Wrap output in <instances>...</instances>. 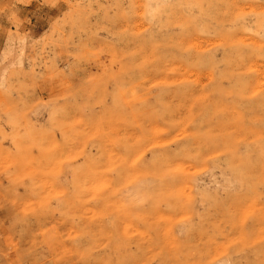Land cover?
Masks as SVG:
<instances>
[{
	"label": "rangeland",
	"instance_id": "obj_1",
	"mask_svg": "<svg viewBox=\"0 0 264 264\" xmlns=\"http://www.w3.org/2000/svg\"><path fill=\"white\" fill-rule=\"evenodd\" d=\"M59 2L0 49V264H264V0Z\"/></svg>",
	"mask_w": 264,
	"mask_h": 264
},
{
	"label": "crops",
	"instance_id": "obj_2",
	"mask_svg": "<svg viewBox=\"0 0 264 264\" xmlns=\"http://www.w3.org/2000/svg\"><path fill=\"white\" fill-rule=\"evenodd\" d=\"M60 9L61 2L49 6L43 4L42 0H0V49L8 30L28 31L34 39H37L46 26L44 18L48 15H56ZM12 16L21 21L18 28ZM28 19L29 22H27Z\"/></svg>",
	"mask_w": 264,
	"mask_h": 264
}]
</instances>
